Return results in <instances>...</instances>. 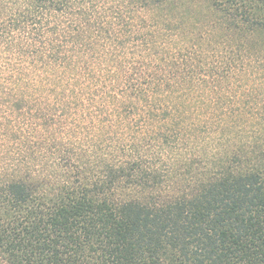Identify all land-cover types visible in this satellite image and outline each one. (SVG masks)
<instances>
[{
	"label": "clouds",
	"instance_id": "9594fccd",
	"mask_svg": "<svg viewBox=\"0 0 264 264\" xmlns=\"http://www.w3.org/2000/svg\"><path fill=\"white\" fill-rule=\"evenodd\" d=\"M241 3L247 19L226 21L171 0L147 9L119 0H0V226L81 202L119 216L132 204L195 199L225 179L248 191L241 222L264 217L251 190L264 192V51L250 48L264 43L256 28L264 0ZM141 79H150L147 103ZM125 107L135 113L128 120ZM13 243L11 232L0 240V264L24 260L28 250ZM111 248L85 239L70 264L191 260L165 244Z\"/></svg>",
	"mask_w": 264,
	"mask_h": 264
},
{
	"label": "trees",
	"instance_id": "16d2710c",
	"mask_svg": "<svg viewBox=\"0 0 264 264\" xmlns=\"http://www.w3.org/2000/svg\"><path fill=\"white\" fill-rule=\"evenodd\" d=\"M119 2L126 3L132 9H136L137 6L147 9L150 4H157L160 0ZM171 2L173 5L184 3L200 5L210 18L218 17L227 21L234 16H240L247 19V9L243 7L241 0H171ZM249 2L256 3L257 0ZM256 28L258 31L264 30V24H258ZM135 39L139 41L141 38ZM250 48L259 54L264 51V43L255 41ZM181 56L182 54H177V59ZM163 62L161 59V63ZM175 66L173 64V67ZM147 75L152 77L154 73ZM139 84L141 94L144 96L142 102L147 103V86L150 79H141ZM168 88L169 85L165 84L164 91ZM152 91L159 92V85ZM134 95L135 93H129L130 97ZM240 103L243 106L248 102ZM15 108L19 112L20 105H16ZM134 115L135 113L129 111L128 107L122 111L125 120ZM148 115L151 117L153 114ZM166 117L167 112L161 113L162 119ZM103 119L106 121L107 117ZM142 122V117L136 119L132 127L139 131ZM256 182V176L248 178L249 185H255ZM251 190L257 193L252 197V202L264 205V192L258 188ZM247 196L248 191L240 181L229 182V179H225L210 186L195 199L181 198L164 202L159 207L132 204L119 216L104 205L90 208L81 202L53 212L44 219H29L22 224L10 225L7 230L0 226V240L11 232L14 243L10 246L22 251L28 250L21 264H36L39 258H45L47 264H70L69 253L73 252L79 243L85 239L99 241L101 238L112 246L111 251L122 249L129 252L145 245L159 251L162 244H165L170 252L189 253L190 264H264V217L257 215L254 220L241 222L237 215V209ZM257 211L264 209L257 208ZM234 232L244 233L251 239L247 240V243H240Z\"/></svg>",
	"mask_w": 264,
	"mask_h": 264
}]
</instances>
